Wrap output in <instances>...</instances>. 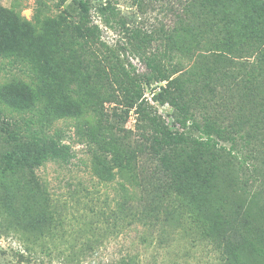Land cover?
I'll list each match as a JSON object with an SVG mask.
<instances>
[{"label":"rangeland","instance_id":"1","mask_svg":"<svg viewBox=\"0 0 264 264\" xmlns=\"http://www.w3.org/2000/svg\"><path fill=\"white\" fill-rule=\"evenodd\" d=\"M37 1L0 0V8H14L20 17L32 21ZM39 1L45 4L44 16L76 17L72 0ZM96 3L91 2L90 14L102 30L101 40L119 51L126 67L132 66V74L143 84L144 97L157 116L171 132L192 134L197 140L173 146L176 164L189 166L192 159L194 169L202 173L207 160L216 154L217 185L222 188L219 196L232 195L228 209L232 201L242 204L251 219L264 226V112L257 105L262 95L250 90L252 77L257 76L253 82L263 81L264 65L255 66L256 58L248 51L226 53L225 60L232 64L222 65L223 73L218 71L221 80L216 82L206 73L213 66V56L223 57L217 45L222 35L213 36L206 27L211 10L226 11L243 22L244 9L233 1L225 7L211 6L206 0L118 1L116 7L127 26H136L155 38L152 47L165 53L167 69L177 71L170 79L182 73L193 75L184 100L191 119L183 126L176 121L174 107L151 99L166 82L146 86L144 64L123 49L122 34L101 23ZM240 38L232 36L229 42L234 45ZM200 64L202 70H198ZM22 73L19 64L0 59V84L13 76L24 77ZM113 106L105 105L108 116ZM136 121L132 110L123 123H113L117 130H124L126 144L138 153L131 181L119 176L108 181L99 178L87 146L76 139L74 123L69 120L54 125L65 133L64 143L72 147L74 157L69 163L47 162L33 171L0 174V264H231L212 239L203 236L208 224L202 217L201 224L192 222L182 200L170 192L153 197L160 174L148 153L139 154ZM193 122L199 127L211 122L223 130L212 134L216 148L190 128ZM9 124L12 131L14 122ZM7 148L6 133L0 129V153ZM188 201L195 212L198 205ZM240 261L264 264V259L246 251L240 252Z\"/></svg>","mask_w":264,"mask_h":264},{"label":"trees","instance_id":"2","mask_svg":"<svg viewBox=\"0 0 264 264\" xmlns=\"http://www.w3.org/2000/svg\"><path fill=\"white\" fill-rule=\"evenodd\" d=\"M92 1H98L95 11L101 23L122 34L123 49L144 64L146 86L166 82L151 99L159 105L168 103L174 107L180 124L191 119L184 100L193 75L182 73L170 79L177 71L167 69L163 60L166 55L159 47H152L155 38L151 34L127 26L116 7L119 0H72L77 8L72 20L63 15L44 16L45 4L39 0L32 21L20 17L14 8H0V59L19 64L24 76H13L0 84V129L6 133L9 145L0 153V174H14L21 169L33 171L47 162L69 163L74 157L72 147L64 143L65 133L54 129L57 121L69 120L74 123L76 139L87 146L93 171L99 178L108 181L119 176L131 181L138 153L126 144L124 130H117L113 123L120 120L123 123L133 110L137 117L139 154L148 153L160 174L153 197L170 192L173 198L182 200L192 222L201 224L199 217H202L208 224L203 236L212 239L231 264H241V251L264 259L262 221L255 222L247 207L234 201L228 209L232 195L219 196L222 188L217 185L216 154L207 160L202 173L194 169L192 159L189 166L176 164L173 146L184 140H197L192 134L171 132L157 116L144 97L143 84L132 74V66L126 67L119 51L101 40L102 30L91 19ZM132 1L140 4V0ZM206 1L214 7H225L233 1L246 13L241 22L231 13L211 10L206 27L213 36L222 35L217 45L218 54L223 57L213 56V66L206 68L208 76L216 82L221 80L218 71L223 73L222 65L232 64L230 59L225 60L226 53L248 51L256 58L255 66L264 65V0ZM232 36L241 37L240 42L232 45L229 42ZM198 68L202 70L203 65ZM252 78L256 81L257 76ZM253 81L250 90L253 95H262L257 105L264 112V82ZM106 104L114 105L109 116L104 109ZM9 122H14L12 131ZM190 128L204 135L206 144L211 143L212 148L217 147L212 134L223 131L211 122L203 127L193 122ZM226 154L230 155V151ZM188 198L198 205L195 212Z\"/></svg>","mask_w":264,"mask_h":264},{"label":"built area","instance_id":"3","mask_svg":"<svg viewBox=\"0 0 264 264\" xmlns=\"http://www.w3.org/2000/svg\"><path fill=\"white\" fill-rule=\"evenodd\" d=\"M149 101H150V103H152L150 99H149Z\"/></svg>","mask_w":264,"mask_h":264}]
</instances>
